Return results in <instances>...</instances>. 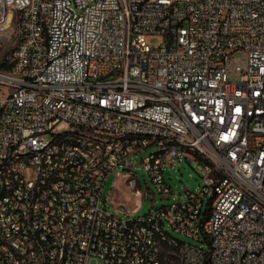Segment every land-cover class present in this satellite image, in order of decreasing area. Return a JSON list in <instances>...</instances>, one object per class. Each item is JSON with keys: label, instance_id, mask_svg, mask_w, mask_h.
Segmentation results:
<instances>
[{"label": "built area", "instance_id": "obj_1", "mask_svg": "<svg viewBox=\"0 0 264 264\" xmlns=\"http://www.w3.org/2000/svg\"><path fill=\"white\" fill-rule=\"evenodd\" d=\"M237 52L243 64L234 66ZM0 54V159L10 161L0 181L12 186L0 199V264H167L154 225L208 244L181 240L186 264H264V0H0ZM17 69L25 76L6 84ZM58 128L101 141L83 152L54 140ZM107 136L115 144H102ZM45 139L53 147L40 153ZM151 146L141 163L154 166L159 192L172 193L164 170L183 158L202 183L144 215L152 228L142 229L138 217L116 221L103 188ZM21 148L33 157L11 161ZM201 152L215 154V171ZM126 176L138 192L135 174Z\"/></svg>", "mask_w": 264, "mask_h": 264}, {"label": "rangeland", "instance_id": "obj_2", "mask_svg": "<svg viewBox=\"0 0 264 264\" xmlns=\"http://www.w3.org/2000/svg\"><path fill=\"white\" fill-rule=\"evenodd\" d=\"M160 41V36H151L147 42L151 46H157ZM239 64H243L242 52H237L233 59L234 66ZM157 149V146H151L138 154L132 155L129 159V162L131 163L129 168H118L109 174L103 188V207L105 208L104 200H106V208L116 218L126 219L128 216L129 218H143V216L150 211H154V208L168 205L174 200L185 199L187 196V190L197 191L199 189L202 183V178L197 163L194 160L183 158L182 161L177 162L173 168H166L164 170L165 181L167 185L170 186L172 193L165 194L159 192L141 163L147 155ZM127 170H131L138 179V192L128 185V177L126 176ZM136 207H138V209L134 211ZM170 233L182 241L203 244L205 248H208L207 243H201L179 234L177 235V233L171 228ZM91 264L102 263L94 260ZM167 264H178V261L175 256L172 255L169 256Z\"/></svg>", "mask_w": 264, "mask_h": 264}, {"label": "bare ground", "instance_id": "obj_3", "mask_svg": "<svg viewBox=\"0 0 264 264\" xmlns=\"http://www.w3.org/2000/svg\"><path fill=\"white\" fill-rule=\"evenodd\" d=\"M19 65V58L9 59V66ZM18 76H25V69H17V76L6 75V84H17ZM87 138V139H85ZM53 139L61 141L62 144L74 145L83 152H92L95 150V141H101L100 132H92L91 130H77L66 131V128H58L53 131ZM53 139H45L40 143V153H48L49 148L53 147ZM92 140V141H91ZM102 144H115L114 136L102 137ZM176 146H185L184 137H176ZM162 152H169V144H162ZM33 157V148H21L16 153L11 154V161L20 162L25 158ZM201 161L208 166V171H215V154L208 152H201ZM30 180L39 181L40 167H38L37 159H29ZM10 168V161L7 159H0V170ZM148 174H154L153 165H145ZM64 172H71V162H64ZM12 196V186H2L0 181V199H7ZM116 221H123V219L116 218ZM19 225L21 229H28L29 216L26 214H19ZM137 228L150 229L152 228V221L149 218H137ZM155 237L159 242H163L165 248L168 249L169 256L174 255L178 264H186V261H181V240L174 237L170 233V229H166L163 225H154ZM178 235V234H177ZM47 242L51 246V254H54V259H62V250L59 249V239L54 234H47ZM123 257H132L131 247H123Z\"/></svg>", "mask_w": 264, "mask_h": 264}, {"label": "water", "instance_id": "obj_4", "mask_svg": "<svg viewBox=\"0 0 264 264\" xmlns=\"http://www.w3.org/2000/svg\"><path fill=\"white\" fill-rule=\"evenodd\" d=\"M138 209V207H136L135 209H134V211H136ZM121 213V212H120Z\"/></svg>", "mask_w": 264, "mask_h": 264}, {"label": "crops", "instance_id": "obj_5", "mask_svg": "<svg viewBox=\"0 0 264 264\" xmlns=\"http://www.w3.org/2000/svg\"><path fill=\"white\" fill-rule=\"evenodd\" d=\"M117 185V184H116Z\"/></svg>", "mask_w": 264, "mask_h": 264}]
</instances>
